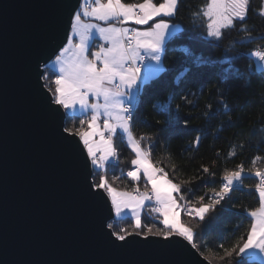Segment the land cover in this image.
Here are the masks:
<instances>
[{
	"label": "trees",
	"instance_id": "obj_1",
	"mask_svg": "<svg viewBox=\"0 0 264 264\" xmlns=\"http://www.w3.org/2000/svg\"><path fill=\"white\" fill-rule=\"evenodd\" d=\"M208 3L179 0L178 11L170 20L183 29L167 42L161 78L143 87L132 129L145 150L151 146V161L181 185L180 206L183 202L193 207L210 203V194L221 187L224 172L243 165V184L235 186L203 220L181 212L183 225L193 230L194 243L211 264H238L236 256L219 260L218 245L229 247L246 236L253 223L250 212L260 207L255 170L264 169V71L258 68L253 53L264 52V0H251L245 21H235V27L225 30L219 41L207 34L204 12ZM55 73L52 69L46 73L53 90ZM71 116L66 113V118ZM73 125L79 127V120L68 119L67 126ZM114 142L117 161L103 171L92 165L95 178L106 175L119 190L147 191L143 180L127 176L134 152L123 137H115ZM203 167H210L212 173L203 172ZM151 205L145 206L143 229L166 230ZM111 223L115 231L132 232L135 221L126 216ZM244 264L264 263L247 257Z\"/></svg>",
	"mask_w": 264,
	"mask_h": 264
},
{
	"label": "snow or ice",
	"instance_id": "obj_2",
	"mask_svg": "<svg viewBox=\"0 0 264 264\" xmlns=\"http://www.w3.org/2000/svg\"><path fill=\"white\" fill-rule=\"evenodd\" d=\"M250 3L251 0H210L204 12L208 20L207 34L218 41L222 40L225 30L235 27V21H245ZM178 6L179 0H163L160 3L154 0L139 3L94 0L90 7H74L68 13L66 42L62 47L57 46L54 60L45 63L42 68L38 66L35 75L38 89L46 96L47 112L60 121L57 129L60 139L80 148L86 167L93 165L101 171L105 169L110 158L117 155L113 137L119 131L121 136L126 134L135 154V159L131 161L133 170L128 171L127 176L133 181L143 176L151 186L150 192H141L139 188L132 192L118 191L106 175H100L97 180L96 173L90 170L85 176L87 195L103 201L109 214L114 211L117 217H121L130 212L134 216L132 232L127 229L115 231L112 223L103 225L108 229L106 235L110 242L119 247L127 244L130 237L141 235L145 240L150 235L165 241L179 239L210 264V258L204 256L194 243L193 230L179 222L177 194L181 192V185L170 179L163 168L152 163L151 146L148 150L142 148L132 131L134 111L141 103L142 88L160 79L165 71L162 65L165 42L174 34L170 32L173 26L167 18L176 15ZM85 16L91 17L92 21L85 22ZM93 29L105 42L95 45V51H91L94 46L91 42ZM57 66L59 70L55 73L53 90L48 87L49 77L46 73ZM77 106L82 110L80 116L85 119L76 115ZM68 110H72V116L65 118ZM68 119L79 120V127L67 126ZM181 123L187 126V121ZM202 171L212 173L210 167H203ZM244 176L243 165L225 171L214 199L190 211L203 220L209 210L229 197L234 186L243 184ZM255 176L259 180L255 188L260 207L250 212L254 222L246 236L240 237L229 247L218 245L222 252L218 256L221 261L236 256L239 258L238 264H244L250 250L258 251L264 258V171L256 169ZM152 199L159 205L156 211L163 216L164 231L153 232L150 227L146 230L142 227L140 210L145 201ZM200 200L203 201L204 197H200Z\"/></svg>",
	"mask_w": 264,
	"mask_h": 264
},
{
	"label": "water",
	"instance_id": "obj_3",
	"mask_svg": "<svg viewBox=\"0 0 264 264\" xmlns=\"http://www.w3.org/2000/svg\"><path fill=\"white\" fill-rule=\"evenodd\" d=\"M81 4L0 0V264H208L179 239L141 235L117 247L106 235L114 211L87 195L93 166L60 139L35 75Z\"/></svg>",
	"mask_w": 264,
	"mask_h": 264
},
{
	"label": "crops",
	"instance_id": "obj_4",
	"mask_svg": "<svg viewBox=\"0 0 264 264\" xmlns=\"http://www.w3.org/2000/svg\"><path fill=\"white\" fill-rule=\"evenodd\" d=\"M209 2H210V0H209ZM92 4H94V0H82V4H81V6H84V7H90ZM167 19H169L170 24L173 26L172 28H170V32H174V34L171 35L168 39H166V42H165V48H166V45H167L168 40H169L171 37H173V36L179 34V33L182 31V29H183V27H182V25H181L180 23L173 22L172 20H170V18H167ZM83 20H84L85 22H89V21H92V18H91V17H87V16H85V17H83ZM93 22H95V21H93ZM100 23L103 25V22H100ZM77 42H78V40H77ZM91 42L94 44V46L91 48V51H95V50H96L95 45H100V44L105 43L102 39L99 38V34H98V32H96L95 29H93V37L91 38ZM253 57H254V59H255V61H256V63H257L258 68L264 71V52L256 51V52L253 53ZM53 60H54V59H53ZM162 65H163V55H162ZM163 67H164V65H163ZM50 69H51V68H50ZM52 70H54L55 72H58V70H59V69H58V66H57L55 69H52ZM142 89H143V88H142ZM101 102H102V100H101ZM81 111H82V110L79 108V106H77V108L75 109V113H76V115L80 116ZM66 113L72 115V110H68ZM85 118H86V117H84V116H80V119H85ZM102 123H103V117L101 118V124H102ZM132 131H133V129H132ZM133 135H134V132H133ZM117 136H121L120 133H119V131H118L117 135L113 137V140H115V137H117ZM134 136H135V135H134ZM121 137L124 138V140L127 142L128 146H129L130 149H131V146H130V144H129L128 141H127V136H126V134L123 135V136H121ZM97 139H98V138H97ZM136 139H137V138H136ZM114 145H115V142H114ZM142 148H143V147H142ZM131 150H132V149H131ZM132 151H133V150H132ZM113 159H114V157L110 158V160H109V162L106 164L105 168H106L109 164H111V163L113 162ZM152 163H153V162H152ZM153 164H154V163H153ZM154 165H155V164H154ZM155 166H156V165H155ZM156 167H157V166H156ZM95 168H96V167H95ZM104 170H105V169H104ZM140 179L143 180L144 185L147 186V191L150 192V190H151V186L147 183L146 179H145L143 176H141ZM117 190H118V191H124V190H119V189H117ZM128 192H132V191H128ZM177 195H178V194H177ZM148 203H149V200L145 201L143 208L140 210L141 220H142V216H143V213H144L145 206H146ZM179 211H180L179 222L183 225L181 208L179 209ZM114 214H115V213H114ZM158 215L160 216V218H161L162 221H163V216H162L159 212H158ZM126 216H130V217H132V218L134 219V216H133L130 212H127L126 214H122L121 217H117V216L115 215V218H123V217H126ZM252 218H253V217H252ZM134 221H135V219H134ZM253 222H254V218H253ZM183 226H184V225H183ZM248 257H249L250 259L257 260V261H260V262H263V263H264V258H262L261 255H260V253H259L258 251H256V250H250V251H249V254H248Z\"/></svg>",
	"mask_w": 264,
	"mask_h": 264
},
{
	"label": "built area",
	"instance_id": "obj_5",
	"mask_svg": "<svg viewBox=\"0 0 264 264\" xmlns=\"http://www.w3.org/2000/svg\"><path fill=\"white\" fill-rule=\"evenodd\" d=\"M135 111H136V109H135ZM135 111H134V114H135ZM117 159H118V154L114 157L113 161L115 162V161H117ZM131 170H133V166H132L128 171H131ZM262 171H264V169H263ZM258 183H259V180H258ZM258 183H257V184H258ZM240 185H241V184H238V185H236V187H237V186H240ZM234 187H235V186H234ZM139 190H140V189H139ZM140 191H141V190H140ZM218 191H219V190H218ZM141 192H143V191H141ZM215 192H216V191H215ZM215 192H212V193L210 194V197H212L213 199H214ZM149 202L152 204V205H151V208H152L155 212H157L156 209L159 207V205L155 202L154 199L149 200ZM180 208H181V212H182L183 214H186V215H195V213H192V212L190 211V209H192V208H194V207L191 206L189 203L183 202V203L181 204Z\"/></svg>",
	"mask_w": 264,
	"mask_h": 264
},
{
	"label": "rangeland",
	"instance_id": "obj_6",
	"mask_svg": "<svg viewBox=\"0 0 264 264\" xmlns=\"http://www.w3.org/2000/svg\"><path fill=\"white\" fill-rule=\"evenodd\" d=\"M95 167V166H94ZM152 212H154V213H156V214H158V212H155L153 209L151 210Z\"/></svg>",
	"mask_w": 264,
	"mask_h": 264
}]
</instances>
